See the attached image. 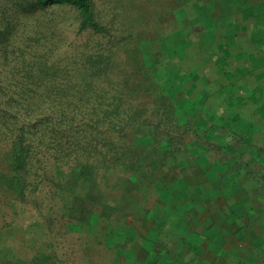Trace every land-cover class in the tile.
Here are the masks:
<instances>
[{
    "label": "trees",
    "instance_id": "trees-1",
    "mask_svg": "<svg viewBox=\"0 0 264 264\" xmlns=\"http://www.w3.org/2000/svg\"><path fill=\"white\" fill-rule=\"evenodd\" d=\"M194 1L113 0L121 18L103 20L93 0L37 2L68 15L47 19L34 49L10 51L18 64L3 61L0 264H156L164 246L180 262L168 244L185 231L175 201L216 143L158 72L174 11ZM148 44L161 47L153 62Z\"/></svg>",
    "mask_w": 264,
    "mask_h": 264
},
{
    "label": "rangeland",
    "instance_id": "rangeland-1",
    "mask_svg": "<svg viewBox=\"0 0 264 264\" xmlns=\"http://www.w3.org/2000/svg\"><path fill=\"white\" fill-rule=\"evenodd\" d=\"M41 1L0 0L1 80L9 67L3 62L5 58L10 66L18 64L16 53L12 55L10 51H15L18 46L34 49L33 39L40 35L41 30L46 32V20L52 16L68 15L67 10L61 8L57 10L59 13L53 14L49 6L37 5ZM93 1L102 20L112 15L121 18L113 0ZM232 1L195 0L187 3L183 9L174 11L177 21L174 34L161 38L162 48L168 47L170 50L169 44L174 41L176 43L174 42L173 50L169 52L171 58L159 64L158 80L163 83L164 88L173 85L175 80L180 83L179 89L175 91V98L183 109H188L192 103L189 118L195 123L196 129H209V135L213 139L206 145L216 143L215 156L209 159L210 164L205 165V172L186 183L187 190L180 193L175 201V213L181 218L183 230L189 222H192V226L205 222L203 226H193L196 242L194 241L191 252H187L192 244L190 239L194 237H190V230L180 233L181 240L176 241L177 244L174 240H169L168 244H173V248H177L176 251L181 254L179 257L185 254L183 252L188 253L178 264H190L193 257L204 262L209 257L206 252L212 249L208 240L212 239L223 248L228 242V232L235 239L242 236L243 230H237L243 223V218L235 215L245 211L243 205L246 211L251 210L246 212L248 217L264 216L263 212L254 208V203H259L258 207L264 211V67H260L255 59L262 50L264 52V0L261 2L259 21L255 18L253 6L247 4L248 0ZM249 1L252 3L254 0ZM218 3L231 10L238 5L235 19H229L231 16L227 13L219 15L221 10L226 11L228 8L220 7ZM223 15L225 16L222 17ZM239 15L248 23V30L238 24L236 19ZM187 26L189 30L186 29ZM226 36L231 38L233 44L228 42ZM252 42L258 47L255 48ZM141 47L144 61L153 62L155 58L152 55L155 56L161 50L156 44ZM158 59L165 60L161 55ZM196 144L192 145L190 152L196 151ZM216 181L228 185L229 188L223 191L224 195L232 194L221 197L220 192L214 189ZM219 213L229 218L225 225L220 223V229L216 228L219 227L216 221ZM230 217L234 219L231 223ZM174 225L168 222L166 228L176 233ZM260 227L264 236V222ZM206 232L214 238L210 239ZM248 234L251 235L245 233L246 236ZM202 240L204 244L201 243ZM247 243L253 251H264V247L254 246L253 240ZM163 248L162 259L156 264H172V253H166L168 246ZM212 252L216 253L214 250ZM218 254L221 255L220 251ZM148 258L150 260L151 255ZM227 262L231 263V260Z\"/></svg>",
    "mask_w": 264,
    "mask_h": 264
},
{
    "label": "crops",
    "instance_id": "crops-1",
    "mask_svg": "<svg viewBox=\"0 0 264 264\" xmlns=\"http://www.w3.org/2000/svg\"><path fill=\"white\" fill-rule=\"evenodd\" d=\"M262 1L263 0H254L252 3H250V1L248 0V2H247V4L252 5L253 8L255 9V18H256L257 21H259V19H260L258 17V15H260L261 13H259V12L262 11L261 10V2ZM218 5H220V7H226V9L228 8L227 6H222L220 3H218ZM231 7H233V6H231ZM237 9H238V5L234 6L233 10H231L230 7H229L226 11L225 10H221L219 12V15L227 13V15L231 16V17H228L229 19H233V18L235 19V13H236L235 10H237ZM242 11H243V9L240 10V12H242ZM224 16L225 15H223L222 17H224ZM236 20L238 21V24L240 26H243V27H245L248 30V23H246L244 21V19H243V17L241 15H239ZM212 30H213V28H212ZM213 34H214V32H213ZM240 35H242V34H240ZM227 40H228L229 43L233 44V42H232V40H231V38L229 36L227 37ZM230 40H231V42H230ZM252 44L255 46V48L258 47L257 44H254L253 42H252ZM249 51H251V50H249ZM255 59H256V62L258 63V65L260 67H264V52H263V50H262L261 54L256 55ZM229 194H232V193H225V195H229ZM258 204L259 203H254V208H256L257 211H259L260 213H262V212L264 213L263 208L260 209L258 207ZM243 207H244L245 211L244 212L242 211L241 214L235 215L236 217L243 218V223H242V220H241L242 224H241L240 228L237 230V231H242L243 230L244 233H242V236H240L238 239H235L230 234V232H228L227 233L228 242L222 248L220 245H217V243H215L211 239V237L214 238V236H210L208 234L209 232H206L205 234H207V236H209V238L211 239V240H208V242H211V244L209 246L212 249L209 252H206L207 254H209V257L207 259H204L203 260L204 262H200L199 260H201V259L198 260V259H195V257H193L190 260V264H225V262H227L228 260H231V263L227 262L228 264H264V251H260V250H254L253 251L251 246L249 245V243H247V241L251 242L253 240L254 241V243H253L254 246L258 245L260 247H264V238H263L264 236H262V234H261L262 231L260 229L261 228L260 224L264 222V216L262 214L261 216H251L250 215V217H248L246 215V212L248 213L251 210L248 209L246 211V208H245L244 205H243ZM219 214L222 215L221 213H219ZM219 214L217 216L218 219H216L217 225H219V227L216 226V228H218V229H220V227L222 226L221 225L222 223H224V225L226 223H228V219H229L225 215L219 216ZM233 220L234 219L232 217H230L229 223L233 222ZM244 220H245V222H244ZM204 223L205 222L199 223L197 225L203 226ZM191 224H192V222H189L187 227H185L184 229H185V231L187 229L190 230V237H191V235H193L194 237H192V239L195 240V232L193 230L194 229L193 226L196 227L197 225H193L192 226ZM205 225H207V224H205ZM245 233H250L251 235L248 234V236H246ZM216 235H218V234H216ZM204 238H206V237H204ZM195 242H196V240H195ZM201 243L204 244V240H202ZM179 250H181V249H179ZM213 250L216 251V253H213L212 252ZM219 251L221 253L220 256L218 254ZM183 253H186V252H183ZM184 255L182 257L178 256L177 259L179 261H181L183 259ZM195 262H197V263H195Z\"/></svg>",
    "mask_w": 264,
    "mask_h": 264
}]
</instances>
